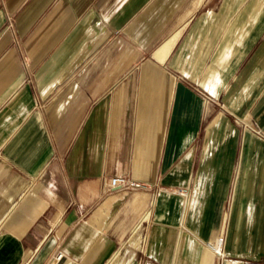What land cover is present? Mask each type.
<instances>
[{
    "label": "crops",
    "instance_id": "0c3cea01",
    "mask_svg": "<svg viewBox=\"0 0 264 264\" xmlns=\"http://www.w3.org/2000/svg\"><path fill=\"white\" fill-rule=\"evenodd\" d=\"M221 233L264 264V0H0V264H216Z\"/></svg>",
    "mask_w": 264,
    "mask_h": 264
},
{
    "label": "built area",
    "instance_id": "2783aa9c",
    "mask_svg": "<svg viewBox=\"0 0 264 264\" xmlns=\"http://www.w3.org/2000/svg\"><path fill=\"white\" fill-rule=\"evenodd\" d=\"M236 121L238 124L243 125V128H246L247 125L241 120L236 119ZM102 185L108 193L115 191H133L140 187L139 183L130 181L124 176L103 177ZM207 246L216 257V264H223L226 259L225 233L216 234L211 241L207 242ZM63 256L64 253L61 250H58L50 258L47 264H57Z\"/></svg>",
    "mask_w": 264,
    "mask_h": 264
},
{
    "label": "rangeland",
    "instance_id": "374dc122",
    "mask_svg": "<svg viewBox=\"0 0 264 264\" xmlns=\"http://www.w3.org/2000/svg\"><path fill=\"white\" fill-rule=\"evenodd\" d=\"M134 191V190H133ZM133 191H125V192H133ZM134 193H138V191H134ZM148 198H150V197H148Z\"/></svg>",
    "mask_w": 264,
    "mask_h": 264
}]
</instances>
